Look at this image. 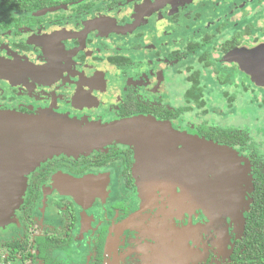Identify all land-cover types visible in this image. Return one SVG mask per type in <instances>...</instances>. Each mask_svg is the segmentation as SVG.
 Returning a JSON list of instances; mask_svg holds the SVG:
<instances>
[{
	"label": "flooded vegetation",
	"instance_id": "flooded-vegetation-1",
	"mask_svg": "<svg viewBox=\"0 0 264 264\" xmlns=\"http://www.w3.org/2000/svg\"><path fill=\"white\" fill-rule=\"evenodd\" d=\"M216 1L17 0L40 9L15 12L0 27L1 112L76 128L156 119L234 152L242 174L212 169L199 153L195 179L168 190L170 167L182 161L167 150L165 168L146 160L143 170L146 155L128 144L132 131L54 155L29 175L15 217L0 227V264H127L144 244L152 248L142 264H161L171 227L204 252L197 264H264V135L247 113L264 112V87L234 58L264 45V0H241L202 22ZM190 25L183 40L179 30ZM69 178L90 180L85 195L63 191ZM240 191L245 203L240 197L235 209L229 197Z\"/></svg>",
	"mask_w": 264,
	"mask_h": 264
},
{
	"label": "water",
	"instance_id": "water-1",
	"mask_svg": "<svg viewBox=\"0 0 264 264\" xmlns=\"http://www.w3.org/2000/svg\"><path fill=\"white\" fill-rule=\"evenodd\" d=\"M234 58L240 69L256 86L264 87V45L252 50L238 51L234 54ZM141 125H144L141 121H127L101 128H76L0 111V227H4L15 217V212L21 206L27 191L28 175L45 158L67 154L79 147L84 149L97 147L104 140H109L113 136L117 139L119 135ZM186 141L192 145L188 149L189 163L193 164L195 157L202 153L204 164L212 169H221L225 172L224 169L229 167L230 171L226 173L233 176L242 174L239 173L241 166L234 152L212 142L191 139L188 136ZM152 153V157L149 154L144 161H151L154 158L153 162L156 166L165 168L166 159L163 153L159 150ZM221 155L224 156V159H221L223 162L218 160ZM148 161L145 162L143 170L146 169ZM89 181V179L71 180L69 178L63 184V191L73 196H83ZM142 185L145 190L147 183ZM167 249L168 254L161 260V264H189L175 247L169 246Z\"/></svg>",
	"mask_w": 264,
	"mask_h": 264
},
{
	"label": "rangeland",
	"instance_id": "rangeland-1",
	"mask_svg": "<svg viewBox=\"0 0 264 264\" xmlns=\"http://www.w3.org/2000/svg\"><path fill=\"white\" fill-rule=\"evenodd\" d=\"M240 1L241 0H234V1L217 0L216 3H219L220 8H218L219 5H216V3L215 4L210 3V5L206 9L201 11L200 18L202 19V22H208V23L216 22L214 19L216 18L217 15L222 14L221 10L223 8H225V9L230 8V9L236 11L237 8H239L242 5H245L244 2L242 3ZM201 9L202 8H200V7L195 9L196 13L200 14ZM244 21H248V20H244ZM238 22H240V21H238ZM226 26L227 25H225L223 23V28H225ZM190 28L192 29L191 25L189 26V28L182 27L181 30H179V36H181L183 40H188L187 35H189ZM194 28H196V26ZM175 31L177 32L178 30L176 29ZM258 37L261 38V35H259ZM225 63H229V62L226 60ZM204 81L207 84L214 86V82L212 79L210 80L208 74L205 75ZM11 113H14V112H11ZM247 113L249 116L250 128L251 129L254 128V130H255L254 132H257V134L262 133L264 135V127H262V124L264 126V114H263L264 112L261 113L259 111V108L256 106H247ZM257 120H260V122L256 123ZM134 121H141L142 124H144V125H141L140 127H136L134 130H132V134H131V137H130L129 142H128L129 145H132L135 148L137 154H141V152H142L146 156L150 154V156L152 157V154H153L152 152L159 150L163 153V156H166L167 155L166 152H167V150H169L168 153H169L171 159H173L175 161V159L178 157L183 162L182 163V162L176 160V166L174 163L171 165L170 173H169L170 177L168 176L169 179L166 180V184H165L166 187L165 188H168V187L175 188L176 184L178 186L179 185L182 186L181 184H184L183 181L190 179V178H192L193 180L195 179L196 173H197L195 166H194L195 164L189 163L188 160H186V163L184 162V154L183 153L186 152V155H188L189 154L188 149H190L192 147V145L189 142L184 141L185 139L183 138V137L187 136L188 134H185V133H179L178 134V132L173 130V127L171 126V124L166 123V122L164 123V122L158 121L156 119L147 120V119L140 118V119H136ZM119 138H121V139L124 138V134L120 135ZM252 138H256V137L252 135ZM195 139H199V138L195 137ZM258 139H261V138L258 136L255 139L257 143L259 141ZM176 142H178V143L180 142V144L183 145L182 150L179 151V150L175 149V147L177 146V145H175ZM81 149H83V150H81ZM84 150L85 149L83 147H79V148L71 150L67 154H76L77 155ZM146 151L148 152L147 154H146ZM143 157L144 156H142L141 158H143ZM47 159H48V157L45 158L44 160H47ZM153 160H154V158L151 161L153 162ZM41 164H42V162L39 163V166ZM38 167H36V169ZM29 175H28V177H29ZM173 178H175V181H171V180H173ZM185 184L188 185L187 182H185ZM244 184H247L246 180L244 181ZM153 190H154V187L153 188L149 187L147 189V191H145V194H147L145 197L147 199V202H149L152 199V197L154 196V194L151 193V192H153ZM168 190H169V188H168ZM148 192H150V193H148ZM193 193H196V195H198L199 192L197 190H195ZM245 194H246V192L244 191V196H245ZM171 195L172 196H171L170 200L173 202V204H177L181 199V195L174 193V192ZM230 195L231 196L229 197V200L231 202H233L235 209L238 208L239 205L241 204L240 200H239L240 197L241 198L243 197L242 202H244L243 191H240V194L236 193L235 195H233V194H230ZM197 198H198V196H197ZM222 201H225V199ZM214 212L216 215V217L214 219H216L220 215L219 212L211 210L209 212V214L211 215ZM173 222L175 223L174 220H173ZM175 225H176V223H175ZM167 233L168 234H166L165 237L168 238V240H165L162 243L165 244V247H167V246L175 247L179 252H181L183 254V257H185V260L187 261V263L196 264V263H199V262L205 260L204 252L197 251L195 248L190 246L188 240H186L185 238L182 239L183 234H182V232H180V230L171 227V229H169V231ZM141 244H142V242H141ZM159 244H160V242L157 243V245H159ZM151 248L152 247L145 245V244L141 245V247L139 248L140 249V255H138L136 257L125 258V261H127L129 264H135V263L136 264H142L146 260L147 256L149 255V251H151ZM123 264H126V263L123 262Z\"/></svg>",
	"mask_w": 264,
	"mask_h": 264
},
{
	"label": "trees",
	"instance_id": "trees-1",
	"mask_svg": "<svg viewBox=\"0 0 264 264\" xmlns=\"http://www.w3.org/2000/svg\"><path fill=\"white\" fill-rule=\"evenodd\" d=\"M40 7H34L30 5L18 4L17 0H0V27L4 24H8V20L4 21V18H8L9 15H13L15 12L30 13Z\"/></svg>",
	"mask_w": 264,
	"mask_h": 264
}]
</instances>
